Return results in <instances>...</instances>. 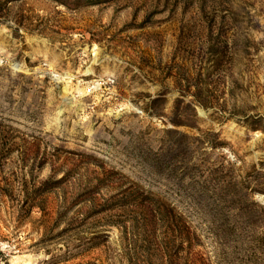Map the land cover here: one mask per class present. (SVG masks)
<instances>
[{
  "label": "rangeland",
  "instance_id": "374dc122",
  "mask_svg": "<svg viewBox=\"0 0 264 264\" xmlns=\"http://www.w3.org/2000/svg\"><path fill=\"white\" fill-rule=\"evenodd\" d=\"M0 264H264V0H0Z\"/></svg>",
  "mask_w": 264,
  "mask_h": 264
}]
</instances>
